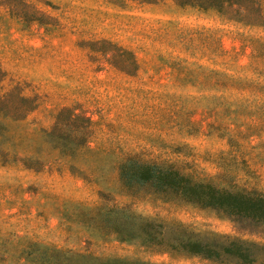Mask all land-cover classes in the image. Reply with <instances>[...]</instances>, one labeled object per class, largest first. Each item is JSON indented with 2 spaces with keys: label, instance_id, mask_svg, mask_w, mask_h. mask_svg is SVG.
<instances>
[{
  "label": "rangeland",
  "instance_id": "obj_1",
  "mask_svg": "<svg viewBox=\"0 0 264 264\" xmlns=\"http://www.w3.org/2000/svg\"><path fill=\"white\" fill-rule=\"evenodd\" d=\"M20 1L23 22L0 0V264H29L10 252L14 236L134 264H240L176 247L227 237L263 247L251 264H264L263 225L148 186L127 189L117 176L118 164L134 157L218 189L264 195V129L242 127L245 140L228 145L221 126L206 127L212 118L202 112L211 101L185 99L171 87L193 66L241 75L249 39L264 38V30L172 0ZM115 48L135 61L127 74L99 53ZM18 95L34 107L27 115L29 103ZM10 113L24 116L7 119ZM92 206L135 213L159 244L117 241L98 218L86 221Z\"/></svg>",
  "mask_w": 264,
  "mask_h": 264
},
{
  "label": "trees",
  "instance_id": "obj_2",
  "mask_svg": "<svg viewBox=\"0 0 264 264\" xmlns=\"http://www.w3.org/2000/svg\"><path fill=\"white\" fill-rule=\"evenodd\" d=\"M4 6L10 12L18 15V19L25 21L26 5L20 1L17 9L16 0H3ZM140 3H153L159 0H132ZM178 6L191 7L203 11L212 10L230 16L233 21L244 27L264 30V8L259 0H172ZM16 4V5H13ZM17 10V11H15ZM21 10V11H20ZM24 10V11H23ZM27 13V12H26ZM28 21H38L39 17L27 13ZM249 62L242 68L241 75L228 76L225 73L209 70L200 66H193L180 74L186 79L172 83V91L183 93L185 99H207L211 102L204 107L203 115L211 116L212 120L206 123L209 131L221 126L222 135L226 142H236L235 139L245 140L242 127L258 131L264 129V38L256 35L249 39ZM108 44V43H107ZM112 46V45H109ZM114 48V47H113ZM108 64L119 72L127 74L129 68L135 66L132 55L120 48L113 52L100 51ZM137 69V65H136ZM187 79H191L188 81ZM189 82V83H188ZM17 101L26 107L25 115L33 110L30 100L18 95ZM1 100V98H0ZM193 110V109H189ZM239 115L226 121L218 119V115ZM243 115L250 116L246 119ZM24 116V115H23ZM22 115H6L7 119L17 120ZM86 120V119H85ZM90 124V120L87 119ZM192 125V121L187 122ZM67 140L69 137H62ZM27 167L28 159L20 161ZM117 176L121 185L127 189L148 186L156 193H169L179 199L210 208L224 217L234 220L264 226V195L246 191H227L218 189L211 183L195 182L176 169L164 164L146 163L134 157L123 159L117 167ZM86 221L93 223L98 218L104 224L107 232L114 235L120 242H136L145 246L159 244L150 233V223L145 222L135 213L125 208L100 209L87 207ZM214 238L218 236L213 235ZM178 250H186L191 254L200 255L208 260H220L222 257L234 258L240 264H251L263 247L238 239L223 237L218 244H197L187 242L186 245L177 243ZM10 252L16 260L29 264H134L121 257L96 256L85 251H72L42 244L40 242L24 240L14 236L10 241ZM137 263V261H136Z\"/></svg>",
  "mask_w": 264,
  "mask_h": 264
}]
</instances>
